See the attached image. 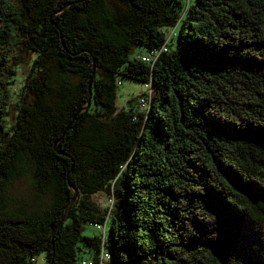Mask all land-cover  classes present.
Wrapping results in <instances>:
<instances>
[{
	"label": "trees",
	"instance_id": "trees-1",
	"mask_svg": "<svg viewBox=\"0 0 264 264\" xmlns=\"http://www.w3.org/2000/svg\"><path fill=\"white\" fill-rule=\"evenodd\" d=\"M77 1L0 0V264H264V0Z\"/></svg>",
	"mask_w": 264,
	"mask_h": 264
},
{
	"label": "rangeland",
	"instance_id": "rangeland-1",
	"mask_svg": "<svg viewBox=\"0 0 264 264\" xmlns=\"http://www.w3.org/2000/svg\"><path fill=\"white\" fill-rule=\"evenodd\" d=\"M186 1L187 0H185V2ZM188 1L190 3H193L195 0H188ZM174 45H175V40L173 41L172 47H174ZM143 52L144 50L140 47L135 48L134 50L135 54L143 53ZM133 55L134 54H132L131 57ZM34 57L35 55L33 53L25 52L23 54L22 63L17 69L18 74L16 76V81L11 86L10 91H9L10 92V100H9L10 107H9V115L7 118L8 127L12 125V123L14 122V118L16 117V104L18 102L17 95L20 92V90H22L23 88L24 78L26 77L28 70L30 69V66H31V63ZM141 86L142 85L140 83L130 80V79H122L121 84L119 83V81L117 82V86L115 89V93H116L115 105L117 106V108H116L115 113L120 111L121 108L129 107L130 101H131V104L135 103L134 102L135 99L139 103V107H138L139 110H142V109L144 111L146 110L144 109L145 101H147L148 107L151 106L152 101H153V96H154L153 85L152 83L144 85L143 91L140 89ZM144 93L146 97H144ZM10 198L18 202L30 200L32 198L31 188L28 185L19 184L11 191ZM92 198L97 204L101 205V207H105V206L109 207L112 205L111 201H108L106 197H104V195L95 194ZM105 224H106L105 226L107 227V232H108V229H109V226H107L108 220L106 221ZM84 256L85 258H87L88 254H85ZM108 262H110V259L104 255L101 260V264H107ZM34 264H44L43 257L41 255L35 257Z\"/></svg>",
	"mask_w": 264,
	"mask_h": 264
},
{
	"label": "water",
	"instance_id": "water-1",
	"mask_svg": "<svg viewBox=\"0 0 264 264\" xmlns=\"http://www.w3.org/2000/svg\"><path fill=\"white\" fill-rule=\"evenodd\" d=\"M81 0L77 1V2H70V3H66L64 7H62L61 9L58 10V13H61L62 11H64L66 8L70 7L73 3H80ZM51 23L57 27L52 21ZM61 38V36H60ZM62 45L64 46V43L62 42ZM94 65H93V71H92V75L94 74ZM91 85H92V76L91 78L89 79V82H88V99H87V102H86V106H84L80 112L82 111H86L88 108H89V105H90V99H91ZM77 117V115H75L73 117V120L72 122L75 120V118ZM72 122L68 125V127L66 128L65 130V133L67 130L70 129L71 125H72ZM64 133V134H65ZM63 134V135H64ZM62 137V136H61ZM60 142V139H57L55 142H54V145H53V149L54 151L59 154V155H62V156H65V157H69V155H67L66 153L62 152L61 150L58 149V143ZM73 169V165L71 166L70 168V171L68 172L67 174V184H68V187L70 188V190L72 191L73 193V196L70 200V202L67 204V206L64 208V216L63 218L61 219V221L58 223V225L56 226V228L54 229L53 233H52V236L51 238L53 239L56 231L62 226V224L66 221V219L68 218V214H69V211H70V208L72 207V205L76 202L77 198H78V191L71 185V183L69 182V175L71 173ZM51 244H52V252L54 251V246H53V241H51ZM52 264V263H51Z\"/></svg>",
	"mask_w": 264,
	"mask_h": 264
},
{
	"label": "built area",
	"instance_id": "built-area-1",
	"mask_svg": "<svg viewBox=\"0 0 264 264\" xmlns=\"http://www.w3.org/2000/svg\"><path fill=\"white\" fill-rule=\"evenodd\" d=\"M164 51H165V49H164ZM149 59H150V57L147 56L146 58L143 59V61L147 62V61H149Z\"/></svg>",
	"mask_w": 264,
	"mask_h": 264
}]
</instances>
